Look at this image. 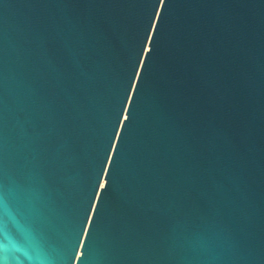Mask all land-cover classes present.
<instances>
[{
    "label": "water",
    "instance_id": "1",
    "mask_svg": "<svg viewBox=\"0 0 264 264\" xmlns=\"http://www.w3.org/2000/svg\"><path fill=\"white\" fill-rule=\"evenodd\" d=\"M0 260L264 264V0H0Z\"/></svg>",
    "mask_w": 264,
    "mask_h": 264
},
{
    "label": "clouds",
    "instance_id": "2",
    "mask_svg": "<svg viewBox=\"0 0 264 264\" xmlns=\"http://www.w3.org/2000/svg\"><path fill=\"white\" fill-rule=\"evenodd\" d=\"M2 264H5V261L2 260Z\"/></svg>",
    "mask_w": 264,
    "mask_h": 264
},
{
    "label": "snow or ice",
    "instance_id": "3",
    "mask_svg": "<svg viewBox=\"0 0 264 264\" xmlns=\"http://www.w3.org/2000/svg\"><path fill=\"white\" fill-rule=\"evenodd\" d=\"M0 195H2V194H0ZM0 264H2V260H0Z\"/></svg>",
    "mask_w": 264,
    "mask_h": 264
}]
</instances>
